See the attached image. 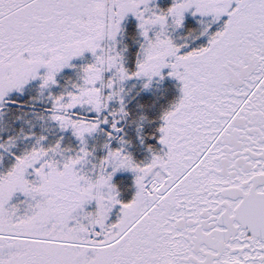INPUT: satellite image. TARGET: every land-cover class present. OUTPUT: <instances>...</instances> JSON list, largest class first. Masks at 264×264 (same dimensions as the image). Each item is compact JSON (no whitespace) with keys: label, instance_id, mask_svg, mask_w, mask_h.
<instances>
[{"label":"snow or ice","instance_id":"obj_1","mask_svg":"<svg viewBox=\"0 0 264 264\" xmlns=\"http://www.w3.org/2000/svg\"><path fill=\"white\" fill-rule=\"evenodd\" d=\"M0 264H264V0H0Z\"/></svg>","mask_w":264,"mask_h":264}]
</instances>
